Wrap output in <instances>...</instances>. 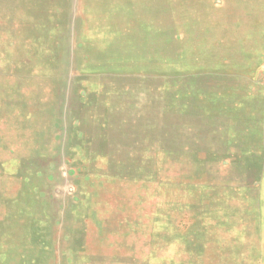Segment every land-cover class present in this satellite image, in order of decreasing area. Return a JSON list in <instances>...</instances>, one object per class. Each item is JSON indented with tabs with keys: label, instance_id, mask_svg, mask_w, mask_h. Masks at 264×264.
<instances>
[{
	"label": "rangeland",
	"instance_id": "rangeland-1",
	"mask_svg": "<svg viewBox=\"0 0 264 264\" xmlns=\"http://www.w3.org/2000/svg\"><path fill=\"white\" fill-rule=\"evenodd\" d=\"M0 264H264V0H0Z\"/></svg>",
	"mask_w": 264,
	"mask_h": 264
}]
</instances>
